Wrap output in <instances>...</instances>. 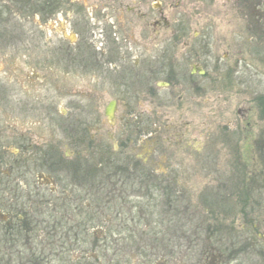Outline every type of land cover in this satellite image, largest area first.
<instances>
[{"label":"flooded vegetation","instance_id":"1","mask_svg":"<svg viewBox=\"0 0 264 264\" xmlns=\"http://www.w3.org/2000/svg\"><path fill=\"white\" fill-rule=\"evenodd\" d=\"M70 1L53 0L54 12L50 17L53 23L60 24L61 8L67 4H70L68 8H73ZM173 1L112 0L108 3L100 0L94 6L99 15L87 17L88 21L79 13L60 11L66 14L62 17L63 23L76 24L82 31L91 27V38L97 35L102 39V42L91 43L81 37V42L72 43L61 34L63 43L52 44L55 55L52 60L57 68L58 64H65L63 69L68 75H64V80L67 81L68 76L77 77L76 72H90L91 80L96 82L119 83L121 88L128 85L133 89L129 97L145 99L146 105L138 110L130 102L119 108L121 98H115L102 112L100 105L86 111L77 107L75 112L70 109L60 112L55 99L45 108L32 107L25 100L21 102L17 110L22 119L16 124L37 118L39 123L48 125L50 138L37 137L30 132L15 133L11 128L15 125L14 119L5 122L13 133H1L7 126L0 128V264H139L145 258L146 264H264V231L260 234V223L246 218L248 220L238 228L235 220L220 219L218 214L208 219L212 222L209 234H185L177 242L168 238L166 243L156 236L148 241L147 252L141 254L136 248L138 236L132 234L130 227L137 208L118 206L113 209L114 217H107L110 202L107 206L105 173L88 171L91 153L101 161L106 157L100 143L101 134L97 133L99 147L96 149L94 146L98 144L92 145L88 139L92 125L100 132L107 123L115 136L119 133L116 154L125 156L122 157L128 159L126 162L138 160L139 148L145 152L147 147L146 156L153 155L148 148L159 137L160 129L154 128V110L165 109L156 103L166 107L159 101V93L174 92L178 88L176 97L180 102L189 104L193 98V103L199 104L201 78L208 76V65L204 62L216 61L202 58L206 56L202 53L207 48V45L202 47L205 37L202 31L189 26L187 20L212 17L217 21L229 18L242 22L244 25L239 23L236 28L241 44L233 45L231 53L225 52L222 56L227 60L232 55L236 66L246 63L243 51L244 48L250 50L251 41L264 50V0H179L175 7L170 4ZM110 12L115 13L114 16L109 15ZM137 20L142 27L140 32L135 30ZM105 27L112 33L108 38L110 42L103 37ZM57 33L58 30L54 32ZM258 55L264 56V52ZM217 64L219 62L213 65ZM119 92L122 93V89ZM0 93L12 95L10 88L8 91L1 88ZM7 110L15 111L11 107ZM143 115H146L145 122ZM59 125L65 127L68 138L58 137ZM31 129L32 126L28 127L29 131ZM63 145L74 149L70 155L61 154ZM114 174L117 178L124 175L127 178L121 187L117 186L118 182L108 183V194L113 195L110 201H115L117 206L120 200L131 199L125 184L136 176L129 168L117 169ZM112 220L115 221L112 225L128 228L131 234H107L112 226L106 223L111 224ZM250 230L253 234H249ZM99 241L107 249L98 256H91L90 243L97 245ZM83 243L87 245L84 247ZM201 245H205V250ZM90 259L94 261L90 263Z\"/></svg>","mask_w":264,"mask_h":264},{"label":"rangeland","instance_id":"2","mask_svg":"<svg viewBox=\"0 0 264 264\" xmlns=\"http://www.w3.org/2000/svg\"><path fill=\"white\" fill-rule=\"evenodd\" d=\"M99 1L71 0L73 8H68L70 4H67L60 11L79 13L87 20L94 14L99 15L94 9ZM178 1L174 0L170 4L175 7ZM48 2L0 0V89L8 91L10 88L12 93L9 97L7 93H0V128L7 126L8 129L5 122L14 119L15 125L11 128L15 133L30 132L37 137L50 138L48 125L39 123L37 118H30L25 124H16L22 119L17 109L23 100L32 107L45 108L55 99L60 112L68 109L75 112L77 107L86 111L87 108L100 105L102 112L111 100L121 98L119 108L125 107L123 103L131 102L133 107L143 110L145 99L129 97L133 89L128 85L121 88L119 83H99L91 80L92 73L81 71L74 72L77 77L68 76V80H64V75H68L63 69L65 64H58L57 68L52 60L53 56L55 58L52 44L63 43L61 34L70 38L72 43L81 42V37L85 38L84 42L87 38L91 43L102 42V39L97 35L91 38V27L82 31L76 24L63 23L62 17L66 14L62 15L60 11V24L50 20L52 14L49 17L42 16L39 9L45 8ZM130 5L134 6L133 3ZM187 21L194 30L202 31L205 37L206 43L203 42L202 47L206 48L204 45H207V48L202 53H206V56L202 58L219 62L214 66L216 62L208 64L203 61L205 66L208 65V76L201 78L199 104L195 105L193 98L189 104L180 102L176 97L178 88L174 92L169 90L159 93V101L165 103L166 107L156 103V106L165 109L154 110V128L160 130L158 140L148 148L153 154L151 157L145 154L147 147L145 152L139 148L136 152L139 159L126 162L128 159L124 160L125 156L115 152L119 133L115 136V131L107 123L100 132L94 125L88 132L92 145L98 144L99 138L103 137L100 143L106 150V157H102V161L98 156L93 157V153L90 154L88 171L105 173L107 206L110 202L107 217H114L113 209L118 206L137 208L135 221L130 227L132 234L138 236L136 248L141 254L147 252L148 241L156 236L160 242L166 243L168 238L177 242L185 234H209L212 222L208 219L217 214L220 219L235 220L236 227L244 225V221L248 220L246 218L249 221L256 219L260 223V234L264 231V224H261L264 222V56L258 55L264 50L251 41L248 46L250 50L244 48L243 51L246 63L236 66L232 55L227 60L222 56L225 52L231 53L233 45L241 44L236 28L242 22L229 18L217 21L212 17ZM141 29L137 20L135 30L140 32ZM57 30L59 33L54 34ZM107 30L103 37L110 42L112 40L108 38L112 33L109 28ZM8 107L15 111L7 110ZM145 117L143 115L144 122ZM103 122H106L105 119ZM29 124L32 132L28 130ZM7 129L1 133H13ZM97 133L101 134L99 138ZM57 134L59 138H68L64 126L59 125ZM94 147L96 149L99 144ZM73 150L65 145L60 147L62 155H70ZM128 168L134 170L136 176V179L125 184L131 199L120 200L116 206L115 201H110L113 195L108 194L107 186L110 181L123 186L127 178L125 175L117 178L114 172ZM114 222L106 223V226H112L107 234H131L128 228L112 225ZM249 234H253L252 230ZM94 245L91 242L89 246L91 256H98V253L102 254L107 249H104L102 241ZM161 245L164 250V244ZM202 248L205 250V245ZM146 260L141 259V263H138L146 264ZM93 261L90 259V263ZM249 261L252 262L250 257Z\"/></svg>","mask_w":264,"mask_h":264},{"label":"trees","instance_id":"3","mask_svg":"<svg viewBox=\"0 0 264 264\" xmlns=\"http://www.w3.org/2000/svg\"><path fill=\"white\" fill-rule=\"evenodd\" d=\"M30 1V0H29ZM28 2V0H27ZM53 4V6H52ZM53 9V11H52ZM39 13H42L41 15L44 16V17H49L50 14H52L54 12V2L52 0V3H51V0H49L48 4L45 5V8H40L39 9Z\"/></svg>","mask_w":264,"mask_h":264}]
</instances>
